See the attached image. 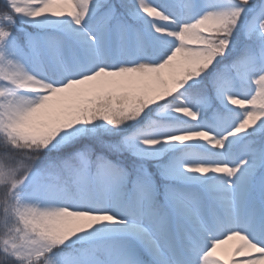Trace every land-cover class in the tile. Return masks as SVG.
I'll use <instances>...</instances> for the list:
<instances>
[{
	"label": "snow or ice",
	"instance_id": "obj_1",
	"mask_svg": "<svg viewBox=\"0 0 264 264\" xmlns=\"http://www.w3.org/2000/svg\"><path fill=\"white\" fill-rule=\"evenodd\" d=\"M0 264H264V0H0Z\"/></svg>",
	"mask_w": 264,
	"mask_h": 264
}]
</instances>
